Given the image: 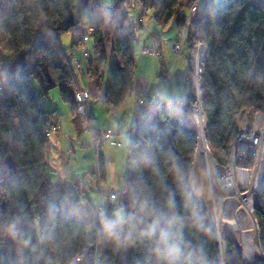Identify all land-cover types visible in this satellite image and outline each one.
Returning <instances> with one entry per match:
<instances>
[{
  "label": "trees",
  "instance_id": "1",
  "mask_svg": "<svg viewBox=\"0 0 264 264\" xmlns=\"http://www.w3.org/2000/svg\"><path fill=\"white\" fill-rule=\"evenodd\" d=\"M136 1L141 7L152 9L153 20L163 27L173 17L180 24L184 8L189 9L194 0ZM87 2L14 0L2 14L4 36H0V47L7 56L0 67V216L10 224L18 220L21 226L15 237L9 233L0 236V264H48L50 240L56 255L65 262L90 240L87 225L91 236L99 229V260L104 264H168L154 253V241L136 233L130 240L125 239L127 226L122 231L117 229L119 241L110 237L104 228V221L111 219L107 211L102 219L98 213L82 219L77 197L67 196L59 207L48 210L52 195L63 188V183L51 182L46 172L48 137L44 130L54 110H47L41 99L57 87L60 98L70 104L72 111L76 109L71 91L75 72L58 34L83 17L89 18ZM92 35L93 52L86 72L104 82L98 98L119 107L132 90L134 31L118 20L109 53L98 25ZM195 40L202 41L205 47L200 104L206 118L207 144L214 159L224 165L230 143L239 133V112H264V0H208L190 25L188 45ZM194 99L189 87L178 102L173 100L148 115H137L133 130L128 133L118 207L131 213L140 201L148 200L158 212L181 217L184 257L180 264H199L201 260L204 264H264V258L251 263L244 260L228 234L224 236L220 261L213 225L203 207L189 194L196 131L173 104L187 109L194 105ZM7 155L14 161V172L4 164ZM100 168L102 175V163ZM169 200L173 201L172 207L168 206ZM42 212L45 214L40 220ZM253 214L259 246L264 252V184L254 202ZM176 231L173 226V236Z\"/></svg>",
  "mask_w": 264,
  "mask_h": 264
},
{
  "label": "crops",
  "instance_id": "2",
  "mask_svg": "<svg viewBox=\"0 0 264 264\" xmlns=\"http://www.w3.org/2000/svg\"><path fill=\"white\" fill-rule=\"evenodd\" d=\"M185 11L187 10H184V12ZM151 19L153 25H148L147 27L150 30L152 39L149 45L143 44L141 46L139 54L134 53L135 66L132 90L130 95L124 99L119 107H114L98 98L104 82L102 80L99 81L95 76H88L87 72L77 73L75 79L78 85L88 89L94 96L88 98L86 102L89 108V118H81L74 110L72 111L70 104L60 98L59 92L56 89H51L48 96L41 99L42 105L47 110H55L59 118V129L53 130L47 135L48 143L45 149V159L47 163L46 172L53 183L72 182L76 184V188L78 187L79 191H76V188L68 189L69 195L71 196L76 197L75 192L84 190L82 179H84L83 177H85L87 172L93 167L94 152L91 146L92 132L112 128L119 133L117 137L105 141L102 145V179L107 188L105 191L109 193L113 191L111 185L114 180L109 177L112 175L111 171L115 159L114 156H110L111 153H108L109 155L107 154V146H105V144L111 142L120 146L122 140L128 141V131L138 115V108H143V105L137 103L136 96L142 95L146 101L153 97L161 101H165V97H168V99H172V97L180 99L183 92L187 89V67L189 63L188 47H185L177 58H171L173 54L172 43L177 29L176 17H173L165 27L158 25L153 20V15ZM43 31L45 32L47 29H43ZM72 40L77 39L73 38ZM74 45L75 43H70L68 51L71 54L78 55L81 58L83 67L87 68L88 59L83 58L81 53L74 48ZM144 46H155L158 54L152 55L143 53L142 47ZM90 54L92 55L91 51ZM166 69H169V74L162 80V73ZM144 80L147 81L148 85L145 86L143 83ZM71 91L73 94L72 88ZM118 142L120 143L118 144ZM81 143H84L86 146L81 147ZM107 158H110V160H106ZM91 181L92 178L90 183ZM122 183L123 182H121V184ZM58 190L59 198L62 200L66 193V189L60 188ZM79 214H81L80 207ZM93 215L94 214L86 208L84 218L82 219H86ZM49 262L51 264H62L59 255Z\"/></svg>",
  "mask_w": 264,
  "mask_h": 264
},
{
  "label": "rangeland",
  "instance_id": "3",
  "mask_svg": "<svg viewBox=\"0 0 264 264\" xmlns=\"http://www.w3.org/2000/svg\"><path fill=\"white\" fill-rule=\"evenodd\" d=\"M86 10L89 14V18L83 17L78 24L70 27L67 30L60 31L58 34L61 47H63L64 50L66 51V55L68 56L69 60L72 59L74 56L79 57L78 55L71 54L68 51V49L70 48V43H71L73 38H75L77 40H79V39L82 40L81 44L75 43V45H74V48H76L81 53V56H82V47H84V48L86 47L88 49L89 55H90V51L93 52L94 39H93L92 33L94 31L95 25H98L100 32L103 34V36H104V41H103L104 42L103 43L104 48H105L106 52L109 53L111 43H112V36L116 31V23L120 19H122L130 27V29H132L135 33L134 38L131 41L134 53L139 54L140 48L143 44H145V45L150 44L149 42L151 41L152 36H150L151 33H150V30L148 29L147 26L153 25L152 19H151L152 9L141 7L136 0H88ZM184 10H188V8L185 7ZM184 10H183V12H184ZM185 14H187L186 11L181 16V23L180 24L176 23V28H177L176 30H178L179 27L183 28L185 20H186L185 16H184ZM177 19L178 18H176V22H177ZM166 25H167V23L163 27H165ZM165 36H166V34H165ZM83 39H85V41H83ZM185 40L186 41L184 42V44L182 46L181 52L179 53V55L178 54L177 55L180 56V54L182 53L184 48L188 47V49H189V61L188 62L191 61L192 65L189 67V71H188L189 75L187 78V88L192 87L195 99H194V105L192 107L187 108V109L194 111L198 107V104H199L198 95H199V91H200V88H199L200 87V77H201V72L203 70L204 60L200 64L199 55H200V49H201L202 45L199 42V40L193 41L190 46L188 45V41H187L188 35L186 36ZM173 42H174V40H173ZM203 46H204V44H203ZM149 47H153L154 50L157 51L155 46H149ZM172 50H173V54H172L171 58L172 59L177 58L178 56L177 57L175 56V51L177 52V50L173 49V43H172ZM204 53H205V47H204ZM6 56H7V52L0 47V57H6ZM81 65H82V61H81ZM74 72H75V77H76L77 72L75 70H74ZM197 72H198V74H196ZM75 81H76V79H74L73 82H75ZM143 83L145 84V86L148 85L146 80H144ZM191 83H192V85H191ZM34 84L36 86L35 82H34ZM53 89L58 90L57 87H55ZM159 98H161V97H159ZM157 100H159V99H157ZM167 100H170V101L174 100V101L178 102L177 97H172V99H168V97H165V101H167ZM199 106L201 108V104H199ZM75 113L77 114L76 109H75ZM258 113L264 114V112H257V111L254 112V111H251L248 109H243L239 112L238 118H237L238 119L237 125H238V129H240V134L243 132H249V131L253 130L254 117ZM50 116H51V113H50ZM81 118H85V117H81ZM58 121H59V118H58ZM134 122H133V124H134ZM205 123H206V121H205ZM260 127L261 126H259L257 128V130H255V133H252V135L249 137V140L254 139L255 135H258V139H259ZM57 129H59V128H57ZM195 131H196V129H195ZM233 143H234V140L230 143L228 152L226 153L225 164L224 165L220 164V165L225 166L227 164L228 159H229L230 154H231V151L233 149ZM258 144H259V141H258ZM258 144H257V146H258ZM105 146H107V154L111 153L110 156H114V159H115V163H114L113 169L111 171L112 175L109 177L110 179L114 180L111 187L113 190H119L120 188L123 187V183L121 184V182H123V173L125 171V166H126L127 140H122V144L120 146H117L111 142H109L108 144H105ZM206 148H207L208 153L210 154V156L214 160V162L218 163L211 154V150L207 144V139H206ZM104 149H105V147H104ZM254 151H255L254 147H252V148H248L246 151H242L240 153L239 147L236 148L235 154H234L236 165L237 166L252 167V165L254 164L255 159H256V154H253ZM103 154L105 156L104 152H103ZM194 155H195V153L193 154V159H192V162L190 165V173H189V180H188V191H189L191 198L195 202H198L203 207L207 219H209V221L213 225L217 245H218L219 252H220V261H222L223 251H224V236L227 234L230 235L232 238H233V236L231 235V233L229 231H226L222 225H220L219 229L217 230V227H216L215 221H214V213H215L214 208H213L214 206L212 205L211 200L207 201V203H206L202 199L204 197L210 196V194L212 193V190H214L215 194H217V191H216V189H217V187H216L217 181L216 180L217 179H215V177H212L210 180L208 172H207L205 160H204L203 156H201V155L195 160V167H194L195 181L191 180V166L194 163ZM106 160H110V158H107ZM93 162H94L92 164L93 167H91V170L88 171L87 175H85V177H83L84 179H82V183L84 184V190L81 192H75L76 197L79 198V200H80V213H81L80 216H81V218H84L86 208L89 209L92 214L100 212L99 207H98V205L100 204V194L93 189V187L97 181L96 180V173L94 172V169H95V157H94V155H93ZM101 177H102V175H101ZM91 178H92V181L90 183ZM218 179H219V177H218ZM101 181H102V186H103V194L105 196H107L108 193H106V191H105L107 188L105 187L103 179ZM190 185L193 186L191 190L189 188ZM261 188H262V186H261ZM76 191H79V189L76 188ZM260 192H261V190H260ZM260 192H259V194H260ZM2 196H3V191L0 188V199ZM66 197H67V194L65 193L62 200H64ZM6 199L9 203L8 204L9 207L11 208L10 198L7 197ZM215 205L217 206L216 207L217 213H220V205H219L218 200H216ZM252 215H253V218H254V221L256 224L257 242L259 245V240H258L259 230H258V226H257L255 216L253 214V206H252ZM38 218H39V216H38ZM14 223L16 224V231H17L21 225H20L18 220L15 221ZM9 225H10V223L8 222V219L6 217H4L3 215L0 216V236L2 238L7 235V233H8L7 228ZM86 228H87V233H89L90 225H87ZM95 235H96V233L94 234V236H91L88 234L87 238L90 239L89 241H93ZM233 240H234V238H233ZM89 241L87 243H89ZM49 246H51V240L49 242L48 247ZM98 247H99V245H98ZM261 253H262V255L257 257V258H264V252L261 251ZM57 256H58V254L56 255L55 247L53 246V250L49 252L47 260L52 261ZM244 260L251 263L255 259L252 261H249V260L244 258ZM83 261L84 260H81L79 263H76V264H83ZM48 264H51V263L48 262ZM62 264H75V263H73L72 255L70 256V258L67 261L62 262ZM98 264H104V262L99 260Z\"/></svg>",
  "mask_w": 264,
  "mask_h": 264
},
{
  "label": "bare ground",
  "instance_id": "4",
  "mask_svg": "<svg viewBox=\"0 0 264 264\" xmlns=\"http://www.w3.org/2000/svg\"><path fill=\"white\" fill-rule=\"evenodd\" d=\"M181 113L194 125L196 129V147L194 163L191 166V180L195 181V160L203 156L209 178L217 179L216 191L208 197L202 198L206 203L211 200L214 206V221L219 229L220 225L233 236L242 256L252 261L261 256L257 242L256 224L252 215V206L264 184V114L258 113L254 117V129L259 126L261 142L255 147L256 159L252 167L237 166L235 163V149L240 153L252 148L253 143L245 140V135L234 143L228 162L222 166L212 159L206 148L205 115L199 104L192 111L184 107L179 108ZM251 144V145H250ZM217 177V178H216ZM219 177V179H218ZM192 185L189 186L190 190ZM218 200L220 213H217L215 202ZM86 264V263H85Z\"/></svg>",
  "mask_w": 264,
  "mask_h": 264
},
{
  "label": "built area",
  "instance_id": "5",
  "mask_svg": "<svg viewBox=\"0 0 264 264\" xmlns=\"http://www.w3.org/2000/svg\"><path fill=\"white\" fill-rule=\"evenodd\" d=\"M207 1L208 0H194L192 2V4L190 5L187 14L184 15L185 19H186L184 26H183V28L179 27L178 30H176V35H175L174 42H173V49L177 50V52L175 51L176 57L181 52L182 46H183L184 42L186 41L185 39H186V36L189 34L190 25H191L192 20L194 19L195 15L198 13V11L207 3ZM13 2H14V0H0V36H4L3 30L1 27L2 14L10 9ZM75 41H76L75 42L76 44L82 43L81 39L75 40ZM83 41H85V39H83ZM199 42L202 45L201 49H200V55H199V59H200L199 62L201 64V62H203V60L205 62V59H204L205 53H204L203 42L200 40H199ZM142 52L147 53V54H152V55L158 54V52L156 50H154L153 47H149V46L142 47ZM82 57L85 59H88V57H89V51L86 47L85 48L82 47ZM69 61L71 63V66L73 67V69L77 73H86V67H83L81 65V58L80 57L74 56ZM5 63H6V59L3 57H0V67L4 66ZM191 65H192V63L190 61L188 63V66L190 67ZM168 74H169V69L164 70V72L162 73L161 79L164 80L168 76ZM196 74H198V72ZM191 85H192V83H191ZM0 87H1V82H0ZM71 88L73 89V96H74V100H75L77 115L80 117L89 118V108H88L86 102H87L88 98L94 97V96L88 91V89L78 85V83L76 81L71 84ZM103 101L105 102V100H103ZM136 101L138 104L143 105V108H140V107L138 108V114H143V115H148L154 109L165 105V103H167V102H170V101L157 100V98H155V97L146 101L142 95H137ZM175 105H177V104H175ZM177 106H179V105H177ZM57 128H59L58 113L54 110L51 112L49 125L45 128L44 131L48 135L52 130H56ZM132 130L133 129L131 127L129 129L128 133L131 132ZM252 133H255L254 126H253L252 131L243 132L241 134H240V129H239V133L236 136V138L234 139V143L243 134V135H245V138H246L245 140L253 143L252 146L254 147V150H255V147L257 146L258 141H259V144L261 142V131L259 132V139H258V135H255L254 139L249 140V137L252 135ZM118 135H119V133L117 131H114L112 128H107V129H104L102 131H94V132H92V135H91V146L93 148L94 157H95L94 172L96 173V180H97L93 189L100 194V204L98 205L99 211H100L98 214H99L100 219H102L104 217L106 211L110 214L111 219H113L114 218L113 214H114L115 210L119 209L118 203H117L119 190H113V191L109 192L107 196H105L103 194V186H102V181H101L102 180L101 168H100V164L103 161V155H102L103 143L105 141H109L111 139H114ZM119 143L120 142H118V144ZM234 143H233V145H234ZM80 146L85 147L86 145L84 143H81ZM253 154H256V150L254 151ZM63 188L66 189L65 192L67 193V195L71 196V195H69L68 189L76 188V184H73L72 182L63 183ZM77 189H79V188L77 187ZM58 191L59 190H57L52 195L48 210L59 207L62 200L59 198V192ZM44 214H45V212H42L40 214V216H39L40 220L43 219ZM99 243H100V239H99V229H98L96 231V235H95L93 241H89V243L81 245L76 250V252L74 254H72L73 263L76 264V263H79L81 260H84L83 264H85V263L98 264L99 263V250H100L98 247ZM53 246H54V243L51 240V246L48 247L49 252L53 250Z\"/></svg>",
  "mask_w": 264,
  "mask_h": 264
},
{
  "label": "clouds",
  "instance_id": "6",
  "mask_svg": "<svg viewBox=\"0 0 264 264\" xmlns=\"http://www.w3.org/2000/svg\"><path fill=\"white\" fill-rule=\"evenodd\" d=\"M179 173V167L176 168ZM168 206H173V201L169 200ZM113 219L104 221V228L110 237H114L117 241L120 236L117 229L123 230L125 226L129 229L125 239L130 240L133 233L140 238L154 241V253L158 259L166 260L168 264H180L184 257L181 248L182 238L180 230L183 228V219L176 215H167L155 210L148 200L140 201L134 212H126L123 208L116 209ZM163 225V226H162ZM176 226V234L173 236L171 228ZM7 231L15 237L17 235L16 224L12 223L8 226ZM199 264H204L201 260Z\"/></svg>",
  "mask_w": 264,
  "mask_h": 264
},
{
  "label": "water",
  "instance_id": "7",
  "mask_svg": "<svg viewBox=\"0 0 264 264\" xmlns=\"http://www.w3.org/2000/svg\"><path fill=\"white\" fill-rule=\"evenodd\" d=\"M88 0H84V3H86ZM200 88V87H199ZM198 100H199V104H200V91H199V95H198ZM173 106L175 108H177L179 111L181 108V106H177L175 104H173ZM181 112V111H180ZM183 116L185 117V115L183 114ZM4 164L5 166L11 171V172H14L15 171V164H14V161L12 159V157L10 155H7L5 158H4ZM257 198V197H256Z\"/></svg>",
  "mask_w": 264,
  "mask_h": 264
}]
</instances>
